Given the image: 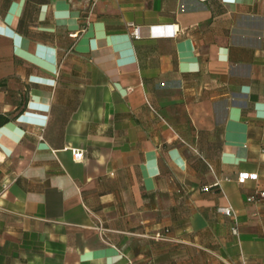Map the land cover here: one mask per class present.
<instances>
[{
  "label": "crops",
  "instance_id": "crops-1",
  "mask_svg": "<svg viewBox=\"0 0 264 264\" xmlns=\"http://www.w3.org/2000/svg\"><path fill=\"white\" fill-rule=\"evenodd\" d=\"M0 114V264H264V0H0Z\"/></svg>",
  "mask_w": 264,
  "mask_h": 264
},
{
  "label": "built area",
  "instance_id": "built-area-1",
  "mask_svg": "<svg viewBox=\"0 0 264 264\" xmlns=\"http://www.w3.org/2000/svg\"><path fill=\"white\" fill-rule=\"evenodd\" d=\"M74 34H77V33H74ZM130 34L134 38H138L139 37V29H138V27L137 26H132V30H131ZM71 153H72L73 159L75 161L83 160L84 153H83L82 150H80V149H72ZM246 179H257V173H249V172H240V173H238L237 180L239 182L242 183ZM4 187H6V185H4ZM260 197H264V190H259V191L255 192L254 194L249 195L247 197V201H254V200L259 199ZM217 211L221 212V213H224L226 215H231L232 214V210L228 206H219V207H217ZM233 231L236 232V229L233 228ZM157 237H162V235L158 234Z\"/></svg>",
  "mask_w": 264,
  "mask_h": 264
},
{
  "label": "trees",
  "instance_id": "trees-1",
  "mask_svg": "<svg viewBox=\"0 0 264 264\" xmlns=\"http://www.w3.org/2000/svg\"><path fill=\"white\" fill-rule=\"evenodd\" d=\"M7 120H8V119H7L6 116L0 114V125L4 124Z\"/></svg>",
  "mask_w": 264,
  "mask_h": 264
}]
</instances>
